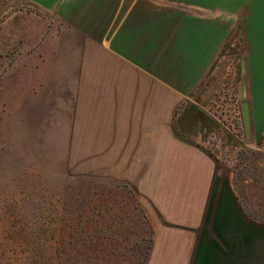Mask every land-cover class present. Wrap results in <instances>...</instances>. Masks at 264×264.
<instances>
[{"label":"rangeland","instance_id":"1","mask_svg":"<svg viewBox=\"0 0 264 264\" xmlns=\"http://www.w3.org/2000/svg\"><path fill=\"white\" fill-rule=\"evenodd\" d=\"M223 2L238 12L212 77L216 86L227 78L218 90L229 89L224 127L185 123L224 181L208 191L197 230L189 193L147 185L139 144L132 154L114 150L110 96H81L75 78L43 79L41 70L58 68L44 63L57 22L28 0H0V264H237L239 210L264 224V138L247 135L241 105L252 1ZM198 88L193 98L208 108V75ZM126 162L131 175L119 169Z\"/></svg>","mask_w":264,"mask_h":264},{"label":"crops","instance_id":"2","mask_svg":"<svg viewBox=\"0 0 264 264\" xmlns=\"http://www.w3.org/2000/svg\"><path fill=\"white\" fill-rule=\"evenodd\" d=\"M28 1L61 25L50 27L44 62L52 60L58 68L41 70L43 79L47 74L75 78L81 96H110L114 150L132 154L137 148L130 150L129 145L139 144L142 176L152 177L147 185L189 193L186 213L198 230L205 222L208 191H221L224 181L218 177L217 158L194 141L185 123H203L204 118L223 130L229 89L218 90L224 89L219 86L226 85L227 78L221 77L216 86L212 77L238 12L223 0ZM251 1L243 18L249 43L247 100L254 139L260 141L264 138V0ZM63 65L74 71L69 73ZM206 75L208 108L193 98ZM176 123H181L179 129ZM119 169L132 174L128 162ZM238 213L237 264H264V224ZM246 233L252 240L247 245L251 253L245 252Z\"/></svg>","mask_w":264,"mask_h":264},{"label":"water","instance_id":"3","mask_svg":"<svg viewBox=\"0 0 264 264\" xmlns=\"http://www.w3.org/2000/svg\"><path fill=\"white\" fill-rule=\"evenodd\" d=\"M241 96L244 100L242 102L244 125H245L247 135L250 136L251 131H252L251 112H250L249 101L247 100L248 94H247L246 83H245L244 78H243V86H242Z\"/></svg>","mask_w":264,"mask_h":264},{"label":"trees","instance_id":"4","mask_svg":"<svg viewBox=\"0 0 264 264\" xmlns=\"http://www.w3.org/2000/svg\"><path fill=\"white\" fill-rule=\"evenodd\" d=\"M177 116H178V119H180V118H181V112L177 113ZM175 126H176V127H177V126L181 127V123H176ZM177 129H179V128L177 127Z\"/></svg>","mask_w":264,"mask_h":264}]
</instances>
